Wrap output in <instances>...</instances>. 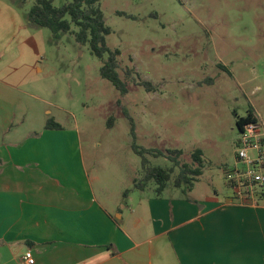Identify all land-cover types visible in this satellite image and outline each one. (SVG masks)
<instances>
[{"label": "rangeland", "instance_id": "rangeland-1", "mask_svg": "<svg viewBox=\"0 0 264 264\" xmlns=\"http://www.w3.org/2000/svg\"><path fill=\"white\" fill-rule=\"evenodd\" d=\"M36 1L0 0V44L19 46L13 66L23 69L21 79L30 78L34 91L60 104L47 109L66 135L78 137L97 196L115 208L128 194L135 205L155 195L154 180L143 189L135 183L143 172L132 148L133 124L140 147L163 151L146 154L151 166H172L171 149H181V164L192 165L201 149L203 172L191 194L232 197L224 172L238 147L233 111L251 109L264 122V0H100L111 28L107 45L120 50L124 95L101 76L102 60L88 44L29 22ZM139 81L150 82L151 90ZM179 171L176 166L164 196L185 195L184 182L171 189Z\"/></svg>", "mask_w": 264, "mask_h": 264}, {"label": "crops", "instance_id": "crops-1", "mask_svg": "<svg viewBox=\"0 0 264 264\" xmlns=\"http://www.w3.org/2000/svg\"><path fill=\"white\" fill-rule=\"evenodd\" d=\"M20 55L0 44V264H24L28 249L35 264H264V200L196 197L194 184L102 201L78 137L46 128L47 105L61 106L21 79Z\"/></svg>", "mask_w": 264, "mask_h": 264}, {"label": "trees", "instance_id": "trees-1", "mask_svg": "<svg viewBox=\"0 0 264 264\" xmlns=\"http://www.w3.org/2000/svg\"><path fill=\"white\" fill-rule=\"evenodd\" d=\"M100 0H71L61 6H55L54 0H37L28 12V20L31 24L49 28L56 37L61 32H71L75 40L80 44H88L91 52L102 60L100 74L103 78L110 80L116 88L124 95L128 89L121 79L119 72L118 56L120 50L110 49L107 45V35L111 33V28L105 22L103 13L99 7ZM75 25L77 29H73ZM107 55V56H106ZM106 56V57H105ZM147 90H151L152 84L148 81H139ZM237 116V125L240 128L245 122L249 121L256 114L248 109L245 116H239L236 110L233 111ZM113 117H110V124ZM47 129H60L61 124L54 118H49L46 123ZM134 152L141 158L143 176L140 182H135L137 187L144 188L146 182L154 180L156 182L157 195L162 194L172 178L176 166L180 171L175 178V186H182L185 183L184 191L189 190L198 177L202 174L203 157L202 150L196 149L192 154V165L181 164V149H171L168 151L169 158L173 165L170 167L151 166L147 153L154 156L163 155V151H152L140 147L135 141L134 125L132 124ZM143 179V181H142ZM129 190L124 192L128 194Z\"/></svg>", "mask_w": 264, "mask_h": 264}, {"label": "built area", "instance_id": "built-area-1", "mask_svg": "<svg viewBox=\"0 0 264 264\" xmlns=\"http://www.w3.org/2000/svg\"><path fill=\"white\" fill-rule=\"evenodd\" d=\"M235 163L225 169L232 199L241 205H257L264 196V122L255 115L239 128ZM24 264H35L31 249L23 256Z\"/></svg>", "mask_w": 264, "mask_h": 264}]
</instances>
